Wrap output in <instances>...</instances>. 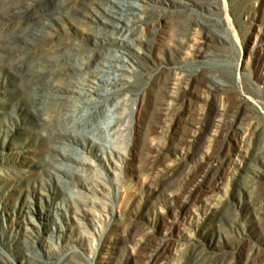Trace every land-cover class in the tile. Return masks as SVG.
I'll return each mask as SVG.
<instances>
[{
	"label": "rangeland",
	"instance_id": "rangeland-1",
	"mask_svg": "<svg viewBox=\"0 0 264 264\" xmlns=\"http://www.w3.org/2000/svg\"><path fill=\"white\" fill-rule=\"evenodd\" d=\"M217 1L219 12L209 0H134L158 16L155 31L109 44L141 84L112 119L124 156L97 144L78 153L87 161L72 174L51 158L0 47V264H264V0ZM95 15L54 18L45 37L100 50L107 44L90 23L120 28ZM212 18L221 20L213 28L203 22ZM96 87L74 98L102 97L117 110L120 93ZM81 124L70 113L53 126Z\"/></svg>",
	"mask_w": 264,
	"mask_h": 264
},
{
	"label": "bare ground",
	"instance_id": "bare-ground-1",
	"mask_svg": "<svg viewBox=\"0 0 264 264\" xmlns=\"http://www.w3.org/2000/svg\"><path fill=\"white\" fill-rule=\"evenodd\" d=\"M209 3L215 12L221 10L217 0H209ZM90 11L96 13L94 20L102 19L119 27L118 33L121 35L115 31L108 33L97 24L90 23L94 35L107 44L97 51L75 49L77 46H70L64 40L45 37L46 29L54 18L89 14ZM157 16L154 9L139 6L134 0H0L1 54L20 73L39 123L47 130L51 158L67 166L62 168L66 174H72L80 164L84 166L86 156L78 153L91 152L97 144L107 147L111 154L124 156L119 137L110 132L112 129L119 130V121L113 123L112 119H122L126 111L121 104H126L133 95L140 93L141 84L138 80L128 78L127 72L136 70L131 69L124 55L109 44L123 39H139L142 29L153 31ZM203 22L213 28L221 20L212 18ZM125 30H128L126 36ZM31 44H36L37 48L30 52ZM54 53L65 59L64 62L59 57L55 58ZM69 56L77 57L79 64H71L66 60ZM200 69L190 66L185 68L191 75H198ZM214 80L219 81L217 78ZM88 82L97 83L98 87L94 91L105 96L111 97L119 92V96H113L115 105H118L117 110L111 108L102 97L74 98L77 92L82 95L88 93ZM104 85H108L107 89H102ZM87 102L92 107L87 106ZM70 113L82 122L80 126H53L54 120ZM61 142H69L72 152L62 151L59 148ZM196 193L194 190L191 195Z\"/></svg>",
	"mask_w": 264,
	"mask_h": 264
}]
</instances>
